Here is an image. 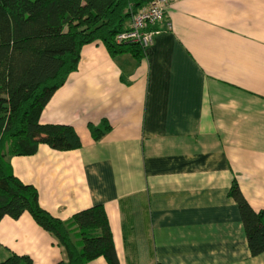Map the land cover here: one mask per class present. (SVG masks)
Masks as SVG:
<instances>
[{"label":"crops","instance_id":"obj_1","mask_svg":"<svg viewBox=\"0 0 264 264\" xmlns=\"http://www.w3.org/2000/svg\"><path fill=\"white\" fill-rule=\"evenodd\" d=\"M154 28L139 59L82 49L40 118L73 127L82 147L40 144L11 158L14 174L61 220L104 205L120 264H264L230 196L236 180L264 210V0H173ZM104 121L96 141L89 126ZM12 254L66 260L29 213L0 221V263Z\"/></svg>","mask_w":264,"mask_h":264},{"label":"trees","instance_id":"obj_2","mask_svg":"<svg viewBox=\"0 0 264 264\" xmlns=\"http://www.w3.org/2000/svg\"><path fill=\"white\" fill-rule=\"evenodd\" d=\"M150 1L0 0V221L29 213L63 249L66 260L58 264H87L100 257L120 264L106 209L95 205L61 220L41 206L33 185L15 176L11 158L34 155L40 144L57 151L82 147L73 127L42 124V112L78 70L86 45L102 43L112 56L144 57L141 45L118 44L117 37ZM89 128L96 141L111 130L106 121ZM230 196L240 208L252 256L264 254V210L250 206L236 180ZM0 264L33 261L12 254Z\"/></svg>","mask_w":264,"mask_h":264},{"label":"built area","instance_id":"obj_3","mask_svg":"<svg viewBox=\"0 0 264 264\" xmlns=\"http://www.w3.org/2000/svg\"><path fill=\"white\" fill-rule=\"evenodd\" d=\"M173 0H151L145 7L137 12L131 22V27L118 35L117 43H135L147 49L153 38L160 31L154 27L166 19L169 5ZM168 29L171 27L167 22Z\"/></svg>","mask_w":264,"mask_h":264}]
</instances>
